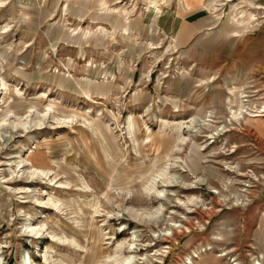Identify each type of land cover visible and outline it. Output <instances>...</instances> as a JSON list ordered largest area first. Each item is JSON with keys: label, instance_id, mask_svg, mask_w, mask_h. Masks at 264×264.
Returning <instances> with one entry per match:
<instances>
[{"label": "rangeland", "instance_id": "1", "mask_svg": "<svg viewBox=\"0 0 264 264\" xmlns=\"http://www.w3.org/2000/svg\"><path fill=\"white\" fill-rule=\"evenodd\" d=\"M149 1L0 0V264H264V0Z\"/></svg>", "mask_w": 264, "mask_h": 264}, {"label": "crops", "instance_id": "2", "mask_svg": "<svg viewBox=\"0 0 264 264\" xmlns=\"http://www.w3.org/2000/svg\"><path fill=\"white\" fill-rule=\"evenodd\" d=\"M184 2L178 4L177 10H168L166 14L163 13L161 16L157 17L161 18L160 21H163L164 23L163 26L165 25L164 21L166 20V26H164L165 33L172 35V37L180 44L189 41L197 33L198 28L201 27L198 22L200 21V18H202L201 14L196 13L201 8H199L197 4L193 3L195 2L194 0H184ZM108 3L109 0H98V9L107 8ZM101 5H103L102 8H100ZM149 5L152 6V9H158L154 0H150ZM106 10V14L109 15V19L117 18L116 15L119 16L118 13H115L114 15L113 13H110L109 8ZM161 10L166 11L164 8ZM118 19L121 21L123 20L119 17ZM159 25L162 26L161 23ZM101 38H104V35H101Z\"/></svg>", "mask_w": 264, "mask_h": 264}, {"label": "bare ground", "instance_id": "3", "mask_svg": "<svg viewBox=\"0 0 264 264\" xmlns=\"http://www.w3.org/2000/svg\"><path fill=\"white\" fill-rule=\"evenodd\" d=\"M1 84H0V90H1ZM242 101L239 102V108H238V111H242ZM239 112V113H240ZM236 113V110H232V114L235 115ZM236 116V115H235ZM237 117V116H236ZM235 117V118H236ZM37 123V122H36ZM196 123V122H194ZM18 125H21L25 128H27V122H21V123H12L11 126L12 127H17ZM193 128V127H192ZM224 128V127H223ZM221 130V129H220ZM219 130L217 129V131H215L216 133H213V135H217ZM212 134V133H211ZM204 136H207V135H204ZM210 138V137H209ZM206 146V145H205ZM179 147V146H178ZM173 163H178L176 160H173ZM164 177L160 180L161 181V185H160V188L159 187H154V184H155V176L151 178V186L150 188H148L147 190H152L154 188V195L155 197H157L159 200H157V205L156 207L154 208L155 210L145 214L144 216H150V217H155L157 218V215L159 213H161V211L163 210V203L162 201H160V199L162 197H167L168 195H174V190L169 188V187H173L175 186L176 184V180H177V177L175 176L174 173H166V174H163ZM178 175V174H177ZM153 184V185H152ZM153 186V187H152ZM187 186V185H186ZM147 188V187H146ZM191 200V199H189ZM192 202V201H191ZM186 206V205H185ZM200 206V205H199ZM142 210H140L141 212ZM137 213L139 211H136ZM136 213V214H137ZM144 214V213H143ZM136 216V215H135ZM141 217V215H140ZM140 220V219H139ZM175 223V222H174ZM172 225V224H171ZM171 225L167 226V227H162L160 229V231H158V233L156 234L157 231H153L151 232V236L152 237H157V235H160L159 233L161 232L162 235H167L169 234V230L171 229ZM175 225V224H173ZM164 228V229H163ZM37 233V232H36ZM131 235H132V238H133V242H130L129 245H128V254H126L125 256H123L122 258L120 257V259H116L114 260V264H140L141 262H137V259H140L139 257H137L135 255V252H134V249L136 248L135 247V241L138 240V235L136 233V230H133L131 232ZM137 250V249H136ZM113 256H109L107 259H112ZM143 258V257H142ZM22 264H31V261H30V257L29 256H23V259H22ZM180 264H194V261L191 259L190 256H187L185 258V260L180 263ZM256 264V263H255Z\"/></svg>", "mask_w": 264, "mask_h": 264}, {"label": "built area", "instance_id": "4", "mask_svg": "<svg viewBox=\"0 0 264 264\" xmlns=\"http://www.w3.org/2000/svg\"><path fill=\"white\" fill-rule=\"evenodd\" d=\"M257 264H260L259 262H257Z\"/></svg>", "mask_w": 264, "mask_h": 264}]
</instances>
